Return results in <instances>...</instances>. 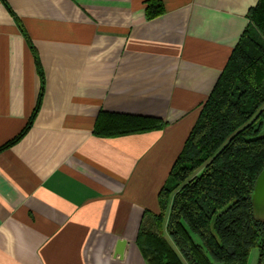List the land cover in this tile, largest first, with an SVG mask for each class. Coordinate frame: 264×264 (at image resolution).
I'll use <instances>...</instances> for the list:
<instances>
[{
	"label": "crops",
	"instance_id": "crops-1",
	"mask_svg": "<svg viewBox=\"0 0 264 264\" xmlns=\"http://www.w3.org/2000/svg\"><path fill=\"white\" fill-rule=\"evenodd\" d=\"M258 2L0 0V264H147L144 217ZM111 114L165 126L99 134Z\"/></svg>",
	"mask_w": 264,
	"mask_h": 264
},
{
	"label": "trees",
	"instance_id": "trees-1",
	"mask_svg": "<svg viewBox=\"0 0 264 264\" xmlns=\"http://www.w3.org/2000/svg\"><path fill=\"white\" fill-rule=\"evenodd\" d=\"M161 12L159 4L150 15ZM248 17L160 190V212L144 217L136 242L147 264H248L255 247L260 248L259 264H264V218L256 216L252 202L264 169V0ZM37 111L14 140L31 126ZM108 117L105 125L98 123L101 135L165 126L154 117Z\"/></svg>",
	"mask_w": 264,
	"mask_h": 264
},
{
	"label": "water",
	"instance_id": "water-1",
	"mask_svg": "<svg viewBox=\"0 0 264 264\" xmlns=\"http://www.w3.org/2000/svg\"><path fill=\"white\" fill-rule=\"evenodd\" d=\"M252 202L254 206V212L258 218H264V169L258 176L254 193L252 196ZM128 244L127 239H119L115 251V256L121 259L125 256L126 246Z\"/></svg>",
	"mask_w": 264,
	"mask_h": 264
},
{
	"label": "rangeland",
	"instance_id": "rangeland-1",
	"mask_svg": "<svg viewBox=\"0 0 264 264\" xmlns=\"http://www.w3.org/2000/svg\"><path fill=\"white\" fill-rule=\"evenodd\" d=\"M261 136L264 135V125L262 126V130L260 133ZM259 257H260V248L255 247L251 251V255L249 258V263L248 264H259Z\"/></svg>",
	"mask_w": 264,
	"mask_h": 264
}]
</instances>
